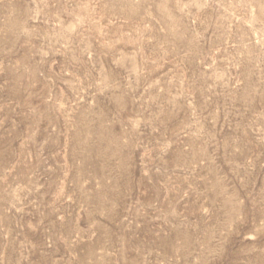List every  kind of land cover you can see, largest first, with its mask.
Masks as SVG:
<instances>
[{
    "label": "rangeland",
    "instance_id": "obj_1",
    "mask_svg": "<svg viewBox=\"0 0 264 264\" xmlns=\"http://www.w3.org/2000/svg\"><path fill=\"white\" fill-rule=\"evenodd\" d=\"M0 264H264V0H0Z\"/></svg>",
    "mask_w": 264,
    "mask_h": 264
}]
</instances>
